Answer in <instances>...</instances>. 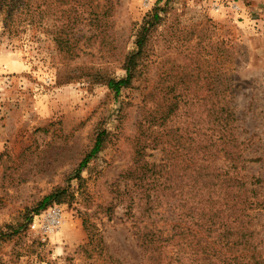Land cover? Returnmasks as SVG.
<instances>
[{
  "label": "rangeland",
  "instance_id": "374dc122",
  "mask_svg": "<svg viewBox=\"0 0 264 264\" xmlns=\"http://www.w3.org/2000/svg\"><path fill=\"white\" fill-rule=\"evenodd\" d=\"M154 13L139 72L116 96L106 83L125 77L124 59ZM2 19L0 233L20 231L0 240V264H150L137 240L146 227L140 190L128 175L154 166L160 208L151 225L195 253L181 239L193 230L184 187L192 140L226 96L248 183L241 200L260 205L246 221L264 264V0H33L17 30ZM58 28L74 60L59 54ZM100 131L105 143L75 178ZM231 165L218 155L219 168Z\"/></svg>",
  "mask_w": 264,
  "mask_h": 264
},
{
  "label": "trees",
  "instance_id": "16d2710c",
  "mask_svg": "<svg viewBox=\"0 0 264 264\" xmlns=\"http://www.w3.org/2000/svg\"><path fill=\"white\" fill-rule=\"evenodd\" d=\"M32 13L33 0H0V16L3 18V25L7 32L11 33V30H17L18 26L28 22ZM159 20L157 13L144 20L136 34V52L124 59L125 77L107 81L108 89L116 96L122 88L136 78L144 59V47L149 34ZM59 29L54 38L57 50L60 55L64 52V56H68L64 59L74 60V47L68 37L69 33ZM74 78L76 75L68 77V79ZM224 94L226 93H221V95ZM226 97H223L221 107V104L211 107L205 132L201 133L197 130L195 139L192 140L195 150L188 175L189 185L184 187H188L187 192L191 197L192 207L189 217L191 215L193 230L192 235L189 230H186V234H181V239L187 242V247L194 244L195 253H187L183 247L184 243L176 244L177 235L164 236L161 230L151 225L152 217L157 215L160 208L157 192L156 196H151V191L155 190L159 184L156 173L153 172L155 166L150 167L151 169L145 168V171L142 169L141 172L135 173V176L128 175L134 183H138L140 190L139 203H143L140 216L146 227L143 231L137 232V240L148 256L150 264H263L260 257L256 259L253 254L255 231L252 224L246 221L249 218L248 211H254L260 205L247 199L241 200L242 191L247 193L248 183H245L243 177L239 175L241 170H238V165L244 160L236 153L238 147L236 117ZM106 139V132H98L92 149L80 162L75 178H80V173L100 152ZM177 145L179 149H184L180 141H177ZM201 150H204V153L200 155ZM220 154L226 162L232 164L229 169L224 170L217 166ZM62 194L64 191L44 198L35 212L44 210L51 203L59 201ZM132 199L133 197L129 199L131 204ZM30 222L31 220L27 224ZM19 231L15 230L11 234L0 233V240H9ZM192 237L194 243L190 241ZM92 241L93 239L90 238V242ZM169 249H172V253L167 255V252H171ZM174 249L175 252H173ZM251 252V257H248Z\"/></svg>",
  "mask_w": 264,
  "mask_h": 264
}]
</instances>
